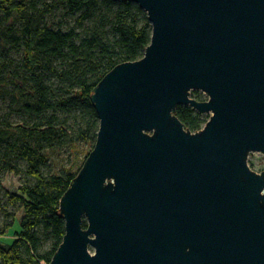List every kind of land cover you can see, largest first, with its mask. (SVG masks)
<instances>
[{"label":"water","instance_id":"95a60500","mask_svg":"<svg viewBox=\"0 0 264 264\" xmlns=\"http://www.w3.org/2000/svg\"><path fill=\"white\" fill-rule=\"evenodd\" d=\"M113 1L151 42L91 94L97 140L50 264H264V0ZM180 106L211 117L193 133Z\"/></svg>","mask_w":264,"mask_h":264},{"label":"trees","instance_id":"16d2710c","mask_svg":"<svg viewBox=\"0 0 264 264\" xmlns=\"http://www.w3.org/2000/svg\"><path fill=\"white\" fill-rule=\"evenodd\" d=\"M42 1L0 0L4 15L0 18V77L9 73L12 79H20L22 85L14 83L9 96L21 112L39 120L0 130V144H7L10 155L26 163V175L32 180L11 197L12 203L22 204L24 217L11 245L0 240V264H50L65 236L60 201L97 140L100 123L91 94L116 66L143 58L152 36L147 14L133 2L57 0L40 6ZM60 8L76 17L79 27L94 17L99 18V25L89 35L78 33L76 28L55 30L47 25V17ZM15 18L21 26L19 37ZM110 26L113 39L104 30ZM16 48L24 51L21 73L9 68L11 49ZM57 60L65 63L64 70L54 66ZM51 71L69 84L62 90L68 97L58 96L56 101L45 76ZM48 111L54 114L47 117ZM58 111L74 116L79 113L83 126L77 125L78 118L74 126L69 125L73 116L63 119L55 114ZM177 117L193 133L207 123L190 107H178ZM64 148L75 156L71 167H62L50 176L44 174L49 152ZM46 243H52L49 251L43 250Z\"/></svg>","mask_w":264,"mask_h":264},{"label":"rangeland","instance_id":"374dc122","mask_svg":"<svg viewBox=\"0 0 264 264\" xmlns=\"http://www.w3.org/2000/svg\"><path fill=\"white\" fill-rule=\"evenodd\" d=\"M55 1L57 0H44L40 3V6H43L44 2L51 4ZM3 16V11L0 8V18ZM14 24L16 25L18 31L16 35L19 37L21 31L19 20L15 18ZM47 25L53 27L55 30H62L63 32L76 28L78 33L89 35L90 32L95 30L99 25V18L94 17L90 21H87L84 24V27H79L76 17L69 15L64 8H60L54 10L53 13L47 17ZM104 30L107 31V37L109 39H113L114 34L112 27L110 26ZM23 52L24 51L21 48L11 49L10 58L8 59L10 70L18 73L22 72ZM54 66L58 69V71L65 69V63L62 60H57L54 63ZM45 76L47 78V83L53 87L56 101L59 100L58 96H67L62 91L64 88L68 87L69 84L67 81L62 82L58 75L52 71L47 72ZM14 83H19L20 86L22 85L20 79H12V76L9 73L0 77V90L3 93H0V130H7L10 125L13 127H24L26 126L27 120H31L33 123H38L39 121L36 118H30L26 112H21L16 103L12 102L9 93L13 90ZM191 94L204 99L209 98L202 91H192ZM52 114H54L52 111H48L46 116L51 117ZM55 114L68 120H70L71 116H73L69 122V125L71 126H74L73 123L75 119L78 118V121L76 122L77 125L83 126L84 121L79 113L74 116L73 114L70 115L64 113L63 111H58V113ZM210 117L211 114L202 115V118L205 119L206 122L209 121ZM86 148L87 146L82 147L81 151L83 155L81 156L80 161L84 158ZM48 157V163L42 170L47 176L61 172L62 167H71L75 161V156L65 148L60 151H50ZM249 161L257 172L264 170V155L260 153H253L250 155ZM26 168L27 166L24 161L17 160L10 155L7 144H0V240L7 245H11L12 241L16 239L15 233L19 231V224L24 217L22 204L12 203L11 197L16 195L21 188H24L25 185L32 183V180L26 175ZM51 244L52 243H46L43 250L49 251Z\"/></svg>","mask_w":264,"mask_h":264}]
</instances>
